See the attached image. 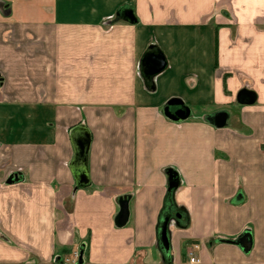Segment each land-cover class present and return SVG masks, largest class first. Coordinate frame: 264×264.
Segmentation results:
<instances>
[{"label": "crops", "instance_id": "0c3cea01", "mask_svg": "<svg viewBox=\"0 0 264 264\" xmlns=\"http://www.w3.org/2000/svg\"><path fill=\"white\" fill-rule=\"evenodd\" d=\"M151 46L166 67L147 81ZM76 253L264 264V0H0V264Z\"/></svg>", "mask_w": 264, "mask_h": 264}, {"label": "water", "instance_id": "95a60500", "mask_svg": "<svg viewBox=\"0 0 264 264\" xmlns=\"http://www.w3.org/2000/svg\"><path fill=\"white\" fill-rule=\"evenodd\" d=\"M125 15L129 22L131 23L136 22V19L131 12H126ZM154 57L157 62L155 71L157 73H160L166 67V62L164 60L163 54L159 51L155 52ZM245 94H249V93H247L246 91L240 93L239 101L243 103L252 102L253 98L251 97V94H249L250 98H245L244 97ZM172 107H176L178 109L172 111L171 109ZM163 114L174 122H181L188 119L191 116V110L189 107L185 106L181 100L171 99L165 105L163 109ZM71 137L75 148V158L71 165V169L75 177L77 187L84 188L88 186L90 182L88 167H87V156L90 145L89 132L85 129H75L72 132ZM127 216H128L127 205H124L122 206V219H123L122 224H125L127 220ZM168 224H169V220H166L161 232L162 243L167 251L170 250L169 240L167 237ZM78 264H82L81 257L79 259Z\"/></svg>", "mask_w": 264, "mask_h": 264}, {"label": "trees", "instance_id": "16d2710c", "mask_svg": "<svg viewBox=\"0 0 264 264\" xmlns=\"http://www.w3.org/2000/svg\"><path fill=\"white\" fill-rule=\"evenodd\" d=\"M155 47H149V49L147 50V53L145 54V57L143 58L142 61V65H143V72H144V76L145 79L148 81H152V79L154 78V76H156L158 73L155 71V67H156V60H155ZM243 96V95H242ZM241 96V97H242ZM251 97L253 98V95L251 94Z\"/></svg>", "mask_w": 264, "mask_h": 264}, {"label": "built area", "instance_id": "2783aa9c", "mask_svg": "<svg viewBox=\"0 0 264 264\" xmlns=\"http://www.w3.org/2000/svg\"><path fill=\"white\" fill-rule=\"evenodd\" d=\"M78 253L75 254V260L74 262H71L69 260H66L63 264H77V260H78ZM189 264H201V261L199 259H197L196 257L193 256V253H190V260H189Z\"/></svg>", "mask_w": 264, "mask_h": 264}, {"label": "flooded vegetation", "instance_id": "af4514ba", "mask_svg": "<svg viewBox=\"0 0 264 264\" xmlns=\"http://www.w3.org/2000/svg\"><path fill=\"white\" fill-rule=\"evenodd\" d=\"M174 107H172L171 109H173Z\"/></svg>", "mask_w": 264, "mask_h": 264}]
</instances>
